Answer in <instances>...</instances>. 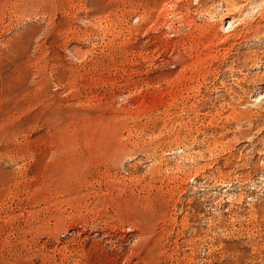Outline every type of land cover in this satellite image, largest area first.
I'll list each match as a JSON object with an SVG mask.
<instances>
[{
	"label": "rangeland",
	"instance_id": "rangeland-1",
	"mask_svg": "<svg viewBox=\"0 0 264 264\" xmlns=\"http://www.w3.org/2000/svg\"><path fill=\"white\" fill-rule=\"evenodd\" d=\"M0 264H264V0H0Z\"/></svg>",
	"mask_w": 264,
	"mask_h": 264
}]
</instances>
